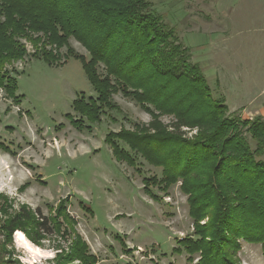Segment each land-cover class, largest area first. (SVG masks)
Returning a JSON list of instances; mask_svg holds the SVG:
<instances>
[{
	"label": "rangeland",
	"instance_id": "1",
	"mask_svg": "<svg viewBox=\"0 0 264 264\" xmlns=\"http://www.w3.org/2000/svg\"><path fill=\"white\" fill-rule=\"evenodd\" d=\"M147 1L189 50L213 97L224 99L228 115L264 120V0ZM17 40L25 56L4 68L16 80L17 103L0 88V143L9 150L0 149V195L9 200L10 211L26 207L52 228L50 217L64 201L96 264H194L197 256L189 263L182 249L176 251L178 242L193 233L181 181L167 192L144 186V179H161V169L140 157L128 163L114 155L106 139L121 129L148 126L151 116L117 93L112 100L119 111L105 110L98 123L83 119L75 126L74 102L96 98L81 61L68 56L66 48L47 45L46 51L59 55L49 64L33 57L42 50L41 41L34 45L30 35ZM68 42L74 54L89 60L79 43ZM97 69L103 76V66ZM158 121L173 131L174 117ZM180 131L191 138L197 129ZM112 141L128 151L124 143ZM58 222L60 231L49 229L39 245L22 231L27 243H17V231L12 233L7 250L14 264H54L58 253H68L72 235ZM240 244L241 264H264L260 246Z\"/></svg>",
	"mask_w": 264,
	"mask_h": 264
},
{
	"label": "trees",
	"instance_id": "2",
	"mask_svg": "<svg viewBox=\"0 0 264 264\" xmlns=\"http://www.w3.org/2000/svg\"><path fill=\"white\" fill-rule=\"evenodd\" d=\"M28 35L34 45L42 43L33 57L56 61L58 53L45 50L52 45L81 61L96 98L74 102L75 126L83 119L98 123L105 110L119 111L112 100L117 93L151 116L148 126L121 129L106 139L114 155L128 163L140 157L161 169V179H144V186L167 192L181 181L193 233L178 242L177 252L182 249L189 263L197 256L194 264H241L237 256L243 242L260 246L264 258V120L228 115L224 99L213 97L189 50L147 0H0V88L15 103L16 80L4 68L25 56L17 39ZM70 38L86 50L88 61L74 54ZM164 115L174 117L173 131L158 121ZM181 127L196 128V135L184 137ZM0 149L9 152L2 143ZM0 200V264L17 262L7 250L12 233L22 231L39 245L49 229L60 231L58 220L67 225L72 242L53 263H97L75 232L64 201L55 206L51 228L28 208L11 212L9 200L2 195Z\"/></svg>",
	"mask_w": 264,
	"mask_h": 264
},
{
	"label": "bare ground",
	"instance_id": "3",
	"mask_svg": "<svg viewBox=\"0 0 264 264\" xmlns=\"http://www.w3.org/2000/svg\"><path fill=\"white\" fill-rule=\"evenodd\" d=\"M14 238H15L17 243H20V242H22V243L26 242L27 243V241L25 239H23L22 233L19 231L16 232V234L14 235ZM23 244H25V243H23ZM28 250H30V251L32 250L31 246H30V249H28Z\"/></svg>",
	"mask_w": 264,
	"mask_h": 264
}]
</instances>
